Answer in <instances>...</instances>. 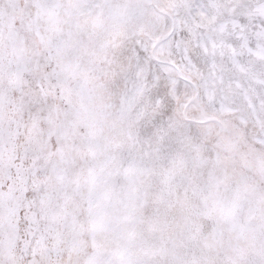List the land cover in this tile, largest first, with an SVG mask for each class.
I'll return each instance as SVG.
<instances>
[{
  "label": "snow or ice",
  "instance_id": "snow-or-ice-1",
  "mask_svg": "<svg viewBox=\"0 0 264 264\" xmlns=\"http://www.w3.org/2000/svg\"><path fill=\"white\" fill-rule=\"evenodd\" d=\"M0 264H264V0H0Z\"/></svg>",
  "mask_w": 264,
  "mask_h": 264
}]
</instances>
